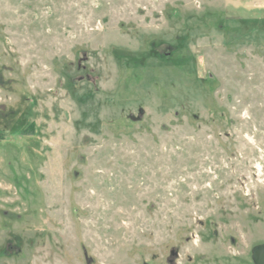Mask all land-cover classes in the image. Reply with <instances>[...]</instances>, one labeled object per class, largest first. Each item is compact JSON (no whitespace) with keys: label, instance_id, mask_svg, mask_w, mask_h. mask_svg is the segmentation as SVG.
<instances>
[{"label":"rangeland","instance_id":"374dc122","mask_svg":"<svg viewBox=\"0 0 264 264\" xmlns=\"http://www.w3.org/2000/svg\"><path fill=\"white\" fill-rule=\"evenodd\" d=\"M264 0H0V264H254Z\"/></svg>","mask_w":264,"mask_h":264},{"label":"water","instance_id":"95a60500","mask_svg":"<svg viewBox=\"0 0 264 264\" xmlns=\"http://www.w3.org/2000/svg\"><path fill=\"white\" fill-rule=\"evenodd\" d=\"M254 264H264V244L256 246L252 250Z\"/></svg>","mask_w":264,"mask_h":264}]
</instances>
